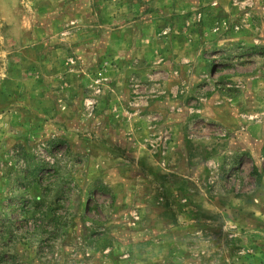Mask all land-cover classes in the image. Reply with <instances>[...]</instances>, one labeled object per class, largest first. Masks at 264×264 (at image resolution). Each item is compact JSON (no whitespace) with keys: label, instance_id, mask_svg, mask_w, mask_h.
<instances>
[{"label":"rangeland","instance_id":"374dc122","mask_svg":"<svg viewBox=\"0 0 264 264\" xmlns=\"http://www.w3.org/2000/svg\"><path fill=\"white\" fill-rule=\"evenodd\" d=\"M0 264H264V0H0Z\"/></svg>","mask_w":264,"mask_h":264}]
</instances>
